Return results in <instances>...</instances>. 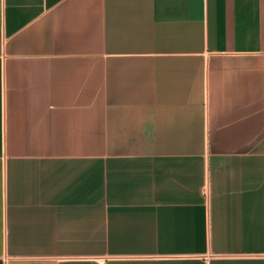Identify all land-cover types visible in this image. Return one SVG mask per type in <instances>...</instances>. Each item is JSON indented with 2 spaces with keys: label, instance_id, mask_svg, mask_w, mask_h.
<instances>
[{
  "label": "crops",
  "instance_id": "crops-1",
  "mask_svg": "<svg viewBox=\"0 0 264 264\" xmlns=\"http://www.w3.org/2000/svg\"><path fill=\"white\" fill-rule=\"evenodd\" d=\"M0 264H264V0H0Z\"/></svg>",
  "mask_w": 264,
  "mask_h": 264
}]
</instances>
